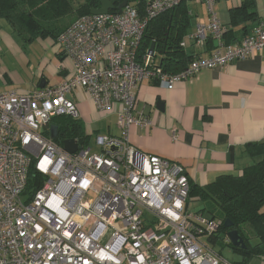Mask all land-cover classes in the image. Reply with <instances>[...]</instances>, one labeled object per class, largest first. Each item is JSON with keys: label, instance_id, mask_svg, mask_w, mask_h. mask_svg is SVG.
Returning <instances> with one entry per match:
<instances>
[{"label": "built area", "instance_id": "2783aa9c", "mask_svg": "<svg viewBox=\"0 0 264 264\" xmlns=\"http://www.w3.org/2000/svg\"><path fill=\"white\" fill-rule=\"evenodd\" d=\"M182 1L147 0L143 10L126 5L121 13L82 16L55 41L73 62L62 83L0 92V264H219L200 240L216 237L219 223L187 210L184 168L139 151L128 133L133 126H151L145 106L136 102L143 81L171 90L203 69L250 58L264 49V16L239 42L226 43L216 0H201L208 21L180 45L192 41L203 48L208 39L215 45L207 56L195 54L182 71L167 74L149 50L139 59L138 49L148 23ZM77 92L97 112L113 110L119 134L90 132L82 149L70 154L49 138L50 125L61 116L77 119L71 99ZM93 136L97 153H91ZM31 167L42 180L27 197Z\"/></svg>", "mask_w": 264, "mask_h": 264}, {"label": "crops", "instance_id": "0c3cea01", "mask_svg": "<svg viewBox=\"0 0 264 264\" xmlns=\"http://www.w3.org/2000/svg\"><path fill=\"white\" fill-rule=\"evenodd\" d=\"M243 1H215L213 9L225 33L232 32L225 41L241 39L244 28L249 31L255 26L254 19L264 16V0H252L253 6L243 15L244 20L231 25L229 11ZM184 6L190 19L186 33L189 35L207 23L208 13L201 0H186ZM73 21L74 18L64 21L58 31ZM214 45L211 39L203 48L187 41L183 50L188 55L207 56ZM72 66V60L60 53L55 39L47 36L29 41L0 17V92H31L41 82L43 87L58 85L68 77ZM71 99L85 134L118 136L113 110L97 112L91 99L80 92L72 94ZM157 101L163 104L162 111L156 109ZM136 102L138 107L145 106L151 126L131 127L130 145L181 165L190 185L203 187L219 176L239 175L254 163L245 147L264 142V49L222 68L203 69L176 82L171 90L143 81L136 91ZM210 206L209 201L195 198L186 203L188 211L214 219L207 211ZM206 240L201 239L206 245L217 241L216 237ZM216 254L220 256V251ZM241 261L242 256L235 253L231 264ZM246 264H264V257H252Z\"/></svg>", "mask_w": 264, "mask_h": 264}, {"label": "trees", "instance_id": "16d2710c", "mask_svg": "<svg viewBox=\"0 0 264 264\" xmlns=\"http://www.w3.org/2000/svg\"><path fill=\"white\" fill-rule=\"evenodd\" d=\"M110 1H114L115 6L126 1L127 6L143 10L147 0ZM185 1L151 20L139 45L138 57L141 59L149 50L151 43H155L152 59L154 60L158 53L160 59L155 65L163 73L175 74L182 71L195 56V54L188 55L183 50L185 47L180 45L187 36L190 21L184 6ZM99 6L100 0H0V17L15 27L18 34L25 35L29 41L47 36L56 41L58 35L68 26L61 32L58 31V26L69 17L68 14L74 11L76 15L70 16L76 20L89 15L90 10ZM252 6V0H244L238 8L231 9L230 24L235 25L243 21L245 18L243 15ZM257 21L258 19L255 18L254 22ZM250 30L246 31L244 28L242 38ZM230 33L232 32L224 31L222 39L228 38L227 34ZM241 39L224 40V42L235 43ZM153 82L158 84L156 80ZM51 122L57 127V137L53 140L56 145L61 146L62 142L68 139H85L86 134L77 119L61 116L54 118ZM245 151L254 163L244 168L239 175H222L203 187L190 185L188 180L187 201L195 198L198 201L211 203V206L206 208L219 223L218 234H223V240L226 233L232 229L237 230L243 239L246 245L244 250L234 248L229 243L226 244L233 252L242 256V261L235 264H246V261L252 257H264V211H262L264 207V142L249 144L245 147ZM41 180L31 167L24 195L27 197L33 195L41 185ZM226 219L232 223L229 229L223 226ZM245 225L249 230L245 228Z\"/></svg>", "mask_w": 264, "mask_h": 264}, {"label": "water", "instance_id": "95a60500", "mask_svg": "<svg viewBox=\"0 0 264 264\" xmlns=\"http://www.w3.org/2000/svg\"><path fill=\"white\" fill-rule=\"evenodd\" d=\"M127 5L126 1H123L122 3H120L118 6H115L114 1H110V0H100V6L99 8L96 9H92L90 10V14L91 15H101V14H106L110 11H115L117 13H121L122 9ZM154 46L155 43L152 42L150 47H149V52L151 54V56L154 55ZM43 83L41 82L39 88L43 87ZM156 109L162 111L163 110V104L160 101L156 102ZM57 137V127L54 124L50 125V135L49 138L51 140L56 139ZM82 144H83V139H78L76 142L73 139H68V140H64L62 142V148L63 150H65L66 152L70 153V154H74L76 151L81 150L82 149ZM224 228L229 229L232 227V223L226 219L223 223ZM226 238L228 240V243L234 247V248H240L242 250L246 249V245L243 241V239L241 238V236L239 235L238 231L235 229L229 230L226 233Z\"/></svg>", "mask_w": 264, "mask_h": 264}, {"label": "rangeland", "instance_id": "374dc122", "mask_svg": "<svg viewBox=\"0 0 264 264\" xmlns=\"http://www.w3.org/2000/svg\"><path fill=\"white\" fill-rule=\"evenodd\" d=\"M76 1V0H75ZM74 2V1H73ZM69 15V17L65 20V21H68V20H71L72 19V17L73 16H75L76 14L74 13V11H72V13H70V14H68ZM70 15H73V16H70ZM75 21V20H74ZM64 22V21H63ZM156 56V62H158L159 61V59H160V56L158 55V53L155 55ZM154 59V60H155ZM95 136V135H94ZM94 136L92 137V138H90V146L92 147L91 148V153H97L98 152V150H97V148H96V144H95V138H94ZM87 199L88 200H92V198H93V195L92 194H87ZM26 199V197L25 196H23L22 197V200L24 201ZM193 209V208H192ZM245 228L247 229V230H249L248 229V227H247V225H245ZM216 238H217V241H216V244H213V243H208V246L210 247V248H212L213 249V251H215L216 253H218L219 251H220V256H219V260H220V262H219V264H224L223 263V261H226L227 263H230L231 264V260L233 259V257H235V253L234 252H232L231 250H230V248L228 247V246H226V243L224 242V240H223V234H218L217 236H216ZM204 240L205 239V241L207 242V240H206V237H200V240Z\"/></svg>", "mask_w": 264, "mask_h": 264}, {"label": "flooded vegetation", "instance_id": "af4514ba", "mask_svg": "<svg viewBox=\"0 0 264 264\" xmlns=\"http://www.w3.org/2000/svg\"><path fill=\"white\" fill-rule=\"evenodd\" d=\"M110 12H113V11H110Z\"/></svg>", "mask_w": 264, "mask_h": 264}]
</instances>
